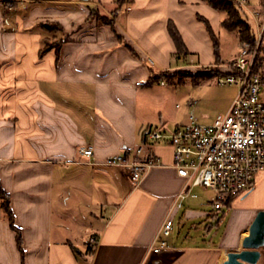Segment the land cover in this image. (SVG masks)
Here are the masks:
<instances>
[{
  "label": "crops",
  "instance_id": "0c3cea01",
  "mask_svg": "<svg viewBox=\"0 0 264 264\" xmlns=\"http://www.w3.org/2000/svg\"><path fill=\"white\" fill-rule=\"evenodd\" d=\"M0 1L11 4L10 9L0 6L8 11L0 10V182L19 229L17 235L0 209V264H222L229 251L241 250L256 214L264 211V172L249 192L230 202L221 231L227 211L212 207L209 191L193 187L190 192L198 197L176 207L185 180L172 166V147L142 143L147 127L158 129L150 121L157 103L141 99L153 87L141 84L150 71L175 70L168 21L189 54H198L196 65L176 69L210 66L226 73L238 55L236 34L228 54L221 53L218 42L216 57L210 34L185 4L201 8L196 16L209 22L215 37L217 11L201 0H124L117 10L115 0L111 10L105 5L111 0ZM89 8L111 13L116 34L131 50L108 26L86 22ZM44 20L58 21L62 31L44 32L38 25ZM46 37L66 41L57 54L53 48L40 57ZM261 42L264 47V29ZM141 144L161 164L137 184L125 167L104 164L126 150L133 155ZM88 146L92 155H81L80 148ZM179 215L178 222L217 219V244L169 241ZM167 217L173 223L169 248L151 255L148 250ZM259 251L256 264H264V245Z\"/></svg>",
  "mask_w": 264,
  "mask_h": 264
},
{
  "label": "built area",
  "instance_id": "2783aa9c",
  "mask_svg": "<svg viewBox=\"0 0 264 264\" xmlns=\"http://www.w3.org/2000/svg\"><path fill=\"white\" fill-rule=\"evenodd\" d=\"M237 1L241 5L246 2ZM0 6L10 9L9 2L0 1ZM257 17L255 48L249 43L242 44L236 58L227 65V72L216 76L218 84L237 87V94L227 111L217 115L212 124L198 125L190 116L189 123L171 133L153 129L146 132L147 140L172 147V166L177 175L185 180L183 189L177 195V208L187 198L198 197L190 192L193 187L211 193L210 203L215 210L226 208L227 202L249 192L255 185L256 176L264 172V75L253 72L264 21L260 24ZM209 69L210 66H202L199 70ZM80 153L89 157L92 148L81 147ZM104 164L125 167L132 182L137 184L147 171L160 165L161 161L155 155L146 154L141 144L133 155L126 150L108 157ZM172 226L171 218H165L152 241L149 254L169 248L167 237Z\"/></svg>",
  "mask_w": 264,
  "mask_h": 264
},
{
  "label": "rangeland",
  "instance_id": "374dc122",
  "mask_svg": "<svg viewBox=\"0 0 264 264\" xmlns=\"http://www.w3.org/2000/svg\"><path fill=\"white\" fill-rule=\"evenodd\" d=\"M113 2L114 0H111V2L105 4L108 10H111L114 4ZM236 2L243 8L244 17L253 28H255L254 18L256 15H258L257 21H259L260 24L264 21V9L261 6L256 9L259 5L258 0H246L244 5H241L237 0ZM185 6L190 9L194 8V18L196 22L200 23L204 30H206L203 22L196 16V14L200 13L201 8L192 3H186ZM129 7H131V3ZM0 10L1 12H8L2 9ZM13 14L15 13L13 12ZM215 14L218 16V25L216 28L217 32H215L217 35L216 39L219 42L221 53L228 54V50L231 47V38L234 37L236 33L228 32L220 27V21L224 18V14L219 12H215ZM111 16L112 15L110 13L108 17ZM206 32L208 34L207 30ZM228 38H230V41ZM211 44L212 41L210 43V47ZM250 45L253 49L256 46L254 42ZM259 46L260 44L258 45V48ZM212 48L213 47H211V50H213ZM197 57L198 54L193 51H191L188 56L174 54L171 65L175 70H177L176 68L178 67H184V65H196L198 63ZM182 69L196 71L193 68ZM199 69L200 68L198 67L197 70ZM151 87H153V89L151 91H147V94H144L141 99L143 101L147 100V102L150 101L157 103L156 110L152 111L154 116L150 121L152 124L156 125L158 131H165L166 133H171L177 127H181L189 123L190 116L193 117L194 122L198 125L212 124L217 115L224 114L227 111L229 103L237 94V87L235 85L218 84L215 76L201 80L197 84H193L190 80H186L182 84H171L163 81V84L153 83ZM262 98H264V89L262 92ZM203 194H208L209 196L210 193L204 192ZM206 206L211 207L209 204ZM181 211H183V209ZM223 211L226 212V208ZM228 214L229 211L225 213V220L220 223L221 231L225 226ZM178 218H180V215L177 217L174 229L168 237V240L172 243L187 246L190 244L202 243L217 244L219 241L220 235L216 233L217 230L214 226L217 219L214 220L210 218L208 220H204L203 218H185L180 221V223L177 221ZM208 224L212 225L210 230H206Z\"/></svg>",
  "mask_w": 264,
  "mask_h": 264
},
{
  "label": "trees",
  "instance_id": "16d2710c",
  "mask_svg": "<svg viewBox=\"0 0 264 264\" xmlns=\"http://www.w3.org/2000/svg\"><path fill=\"white\" fill-rule=\"evenodd\" d=\"M204 3H206L208 6H210L212 9L216 10L219 13L224 14V18L221 21V26L228 32H235L237 34L238 40L240 42V45L244 43H250L252 44L255 39V33L254 29L251 26V24L245 19L244 17V11L243 8L236 2V0H201ZM8 2V1H5ZM260 6L264 9V0H260ZM10 4V2H9ZM116 7L114 10L120 9L123 4L124 0H115ZM11 6V4H10ZM200 19L208 33L210 34V37L213 41L214 46V54L217 57V50H218V41L213 34L209 22L202 18L198 17ZM86 22H95L101 25L108 26L111 31L115 34L118 42L123 43L126 45L130 50L131 47L128 46V44L125 42V40L120 37L118 34H116L114 20L104 14H101L98 8H89L88 16L85 19ZM39 27L46 33L50 34H56L57 32L62 31L63 27L58 21H40L38 23ZM167 30L170 38L172 39L174 45H175V53L177 55H183L188 56L189 52L182 40V37L174 25L172 21H168L167 23ZM66 40L60 39L57 41L51 40L49 38H44L42 40V47L39 49V56L41 57L44 53L49 51L50 49H55V52L57 54L60 45L65 42ZM192 71L188 69H177V70H166L162 72L155 73L153 71H150L149 77L146 82L142 83L141 86L143 87H151L153 83H161L163 81H166L171 84H182L186 80H190L193 84L199 83L201 80L216 77L219 74V71L209 69V70H197ZM254 73H262L264 75V47L262 46V42L260 43V46L258 48V52L256 54L255 62H254ZM149 127H147L142 132V143H146V132L148 131ZM150 155V154H148ZM230 202L226 203V208H229ZM0 209L4 213L6 219L8 220V223L10 227L19 235V229L14 223V215L12 213L11 205H10V197L9 194L3 189L2 184L0 182ZM17 245L19 247V250L21 253H23V250L21 248L20 239H17ZM91 251V247H87L86 252ZM72 252L76 255L79 254V250L72 247Z\"/></svg>",
  "mask_w": 264,
  "mask_h": 264
},
{
  "label": "water",
  "instance_id": "95a60500",
  "mask_svg": "<svg viewBox=\"0 0 264 264\" xmlns=\"http://www.w3.org/2000/svg\"><path fill=\"white\" fill-rule=\"evenodd\" d=\"M264 245V211H259L249 227V234L241 243V250L229 251L222 264H256L259 249Z\"/></svg>",
  "mask_w": 264,
  "mask_h": 264
}]
</instances>
